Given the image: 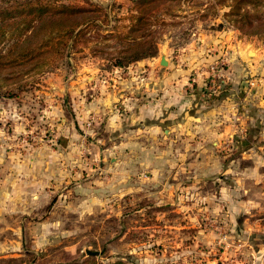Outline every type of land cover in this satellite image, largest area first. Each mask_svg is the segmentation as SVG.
I'll list each match as a JSON object with an SVG mask.
<instances>
[{"label":"rangeland","instance_id":"obj_1","mask_svg":"<svg viewBox=\"0 0 264 264\" xmlns=\"http://www.w3.org/2000/svg\"><path fill=\"white\" fill-rule=\"evenodd\" d=\"M42 1L97 20L1 82L0 264H264V35L160 0L117 67L145 0Z\"/></svg>","mask_w":264,"mask_h":264},{"label":"trees","instance_id":"obj_2","mask_svg":"<svg viewBox=\"0 0 264 264\" xmlns=\"http://www.w3.org/2000/svg\"><path fill=\"white\" fill-rule=\"evenodd\" d=\"M3 2L9 5L1 8ZM155 4L159 5L160 0H145L138 4L137 13L131 14L128 32L122 40L127 50H133L118 56L114 66L124 67L155 56L154 41L150 40L152 31L133 36L143 33L144 27L149 29L151 13L161 7ZM212 9L215 15L225 10L224 23L241 33L264 35V0H212ZM95 11L96 8L58 5L53 1L0 0V86L1 82L15 80L16 76L24 74L23 67L31 66L25 73L40 71L60 59L70 45L81 42L85 30L96 24L97 19L86 17ZM223 26L222 23L219 28ZM146 42L150 43L149 48L134 51Z\"/></svg>","mask_w":264,"mask_h":264},{"label":"crops","instance_id":"obj_3","mask_svg":"<svg viewBox=\"0 0 264 264\" xmlns=\"http://www.w3.org/2000/svg\"><path fill=\"white\" fill-rule=\"evenodd\" d=\"M177 87H179V86H177ZM176 89H177V88H176ZM178 89H179V88H178ZM219 103H220V102L214 104V108H216V112H219V111H220V109L218 108ZM262 112L264 113V111H262ZM206 169H207V171H211V170H212V168L210 167V165H209ZM250 210H251V209H250ZM250 210H249V211H250Z\"/></svg>","mask_w":264,"mask_h":264},{"label":"water","instance_id":"obj_4","mask_svg":"<svg viewBox=\"0 0 264 264\" xmlns=\"http://www.w3.org/2000/svg\"><path fill=\"white\" fill-rule=\"evenodd\" d=\"M161 64H162V65H167V60H166L165 57H162V58H161ZM88 254H90V253H88Z\"/></svg>","mask_w":264,"mask_h":264}]
</instances>
